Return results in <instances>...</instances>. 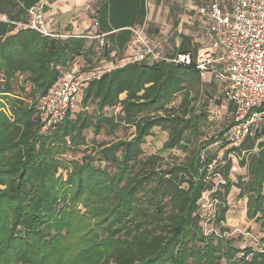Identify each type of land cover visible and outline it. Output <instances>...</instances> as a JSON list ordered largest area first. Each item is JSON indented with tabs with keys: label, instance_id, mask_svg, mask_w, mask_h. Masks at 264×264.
Here are the masks:
<instances>
[{
	"label": "trees",
	"instance_id": "16d2710c",
	"mask_svg": "<svg viewBox=\"0 0 264 264\" xmlns=\"http://www.w3.org/2000/svg\"><path fill=\"white\" fill-rule=\"evenodd\" d=\"M39 1L0 0V264H264L254 244H233L226 223L235 186L247 218L264 227V126L221 157L210 149L231 121L206 138L218 83L202 80L194 37L180 34L172 54L166 45L167 59L90 80L76 115L73 108L43 131L41 97L78 62L94 67L84 59L97 50L122 58L130 28L145 24L148 10L146 0H102L94 16L98 33H107L100 47L19 26ZM185 53L190 63L173 61ZM121 126L133 128L131 137L90 145L87 130ZM157 130L167 137L160 152L148 151ZM81 147L88 153L68 158ZM232 153L245 169L235 178ZM214 161L225 183L212 194L220 201L209 222L216 231L206 233L201 204L215 189L207 168Z\"/></svg>",
	"mask_w": 264,
	"mask_h": 264
},
{
	"label": "built area",
	"instance_id": "2783aa9c",
	"mask_svg": "<svg viewBox=\"0 0 264 264\" xmlns=\"http://www.w3.org/2000/svg\"><path fill=\"white\" fill-rule=\"evenodd\" d=\"M43 7V0L37 2L29 10V20L19 26L50 37L96 39L100 47L105 46L107 33L60 34L52 31ZM195 14L200 18L206 41L198 50L196 67L203 81L210 82L211 78H215L226 85V95L234 107L229 126L214 144L220 145L223 150L240 147L257 128L264 126V0H204L195 9ZM94 25L99 27L97 19H94ZM130 29L132 37L124 56L118 61L120 65L167 59V36L149 34L145 24ZM173 61L190 63L191 55L178 54ZM117 66L110 62L85 68L84 64L78 62L72 70L67 71L56 86L40 99L43 131L63 120L77 106L90 80L100 78L103 73ZM205 155L204 150L202 157L205 158ZM207 168L209 177L215 182V189L207 191L202 199V209L209 204L213 207L206 211V225L214 220L220 202L212 194L220 184L225 183L222 173L216 170V161L208 164ZM232 169L238 170V166ZM213 230V227L206 228L205 232ZM246 235L259 250L264 251V242L254 233L247 232Z\"/></svg>",
	"mask_w": 264,
	"mask_h": 264
},
{
	"label": "rangeland",
	"instance_id": "374dc122",
	"mask_svg": "<svg viewBox=\"0 0 264 264\" xmlns=\"http://www.w3.org/2000/svg\"><path fill=\"white\" fill-rule=\"evenodd\" d=\"M180 13L189 14V11L181 10ZM168 31L169 34L172 33L171 34L172 36L170 37V39H168L167 51L168 54H172L175 52V49L177 48V46L175 47L176 42H180V39L177 36L178 34L175 33L173 26ZM183 32H186L188 34H193L195 43L199 44L201 47L204 46V44H206L200 20L196 21V24H193V22L191 24L184 22ZM90 58H91L90 60L84 59L85 61H87V63L90 66H102L104 64H109L110 62H113L114 65L121 64L120 62H118L120 61L121 58H118L114 52L107 54L106 51L104 50H97L96 53ZM216 82L218 83L216 87L217 91L212 98L210 97L211 99L209 101V106H208L209 126L207 129L206 138H210L211 136H217V134H219V132H221L229 124L233 114L231 102L223 90L224 87L222 85V82L218 80H216ZM26 91H28V88L26 89ZM182 95L183 94H180L175 98L174 100L175 104L180 102ZM80 108H81L80 103H78L77 106L74 108V112L72 116H75L76 113L80 110ZM109 112H111V110ZM132 133H133V128L126 126H121L113 134H108L106 133L105 130H101L99 134H94L92 129L86 131L88 140L90 141V145L108 142L118 138H128L131 137ZM166 137H167L166 132L157 130L153 134V136L149 138L148 142L145 143L144 147L148 151L160 152L162 148V144L166 139ZM221 148L217 147V145H215L214 143L210 147V149L213 152L217 151L219 157H221L226 151ZM175 152L179 153L180 151H175ZM86 153H88L87 148L81 147L77 151L70 152L68 158H82L83 155ZM230 155L233 158V165L238 166V170L232 169L231 176L235 178L245 169L239 168L238 162L240 159H238L235 154L232 153ZM238 192L239 189L234 186L232 187L231 192L227 197V204L229 206V210L226 214L227 216L226 223H229L230 234H228V236L232 238L233 244L239 247L246 248L253 245V241L249 238L248 235H246V233L247 232L254 233L258 238H263L262 240L264 241V227L261 226L259 223H257L255 220H249L247 218L246 206H245V202H247V198H239L237 196ZM210 208L213 207H210L209 204L202 209L205 215H206V211L209 210ZM209 222L207 223L205 228L212 227V224H210ZM216 228L219 230L218 227ZM223 264H225V261L223 262Z\"/></svg>",
	"mask_w": 264,
	"mask_h": 264
},
{
	"label": "crops",
	"instance_id": "0c3cea01",
	"mask_svg": "<svg viewBox=\"0 0 264 264\" xmlns=\"http://www.w3.org/2000/svg\"><path fill=\"white\" fill-rule=\"evenodd\" d=\"M148 1L145 25L149 28V34L167 36L168 46V39L172 36L168 30L173 26L179 39L180 34H188L183 32L184 22L196 24V21L200 20L195 14V9L204 0ZM43 2L44 13L52 31L60 34H84L98 31L94 25V16L102 0H43ZM181 10H188L189 14H181ZM189 35L193 36V34ZM179 44L180 42H176L175 47ZM227 225L229 226V223Z\"/></svg>",
	"mask_w": 264,
	"mask_h": 264
}]
</instances>
